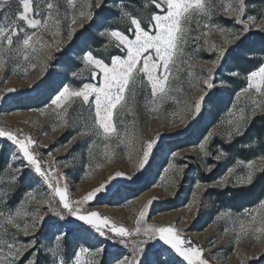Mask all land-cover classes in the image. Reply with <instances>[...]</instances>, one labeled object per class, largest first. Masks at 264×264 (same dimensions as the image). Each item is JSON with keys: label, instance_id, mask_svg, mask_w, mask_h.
Returning a JSON list of instances; mask_svg holds the SVG:
<instances>
[{"label": "rangeland", "instance_id": "rangeland-1", "mask_svg": "<svg viewBox=\"0 0 264 264\" xmlns=\"http://www.w3.org/2000/svg\"><path fill=\"white\" fill-rule=\"evenodd\" d=\"M146 2L148 0L130 2L104 0V6L115 10V22L111 25L102 22L98 18V10H95L94 20L87 22L85 28L79 29L78 25L84 22L83 18L77 19L76 24H72L70 20L71 15H78L79 8L76 13L71 10L66 12L65 9H68V6L64 0H61V18L64 19L66 15L69 17L63 25L66 41L64 47L59 52L54 46L50 49H42L34 61L37 66L28 68L27 72L15 70L17 63L23 64L22 60L9 63L5 69L0 70V93H4L3 98H0V128L13 131L17 135H20L17 130H22V139L31 137L36 142L30 150L41 161L44 170L51 172L56 177L62 188L67 185V195L72 201L79 200L87 192L98 187L109 175H114L116 171L125 173V176L117 177L111 181L94 199L78 206L84 211H96L102 216L109 217L117 225L132 229L135 227V217L141 207L148 200H152L147 209L146 223L157 225L174 223L185 240H191L194 245L204 250V258L210 264H241V260H244V264H264V251H262L264 238L255 240L245 237L237 241L233 232V221L238 217L250 218L244 213L246 210L248 212L257 210L258 202L264 199V195L254 205L238 210L227 205L222 193L228 188L235 189L240 185L232 179L229 184L220 187L217 181L227 173L228 168L232 167L237 159L241 158L226 153V156L221 160L215 159L220 152H224L223 144L230 143L225 136V133L231 130L226 126V121L231 118L229 110L233 109L235 105L238 112L239 108L248 104V100L244 97H241L238 102L236 99L237 92L247 86V73H239L238 76L230 75L236 71L225 69L226 58L231 50L237 48L251 32L258 30L257 28L252 27L237 44L228 46V51L212 74L215 87L209 90V96L206 97L201 112L194 120L190 119L189 112L183 110V102L195 99L204 90L202 83L198 82L206 77L207 69L212 67L210 62L216 59L217 50L224 48L225 44L224 36L212 29L205 30L208 35L202 36L200 40H190L185 46V59H189L190 62L182 65L184 71L181 73L184 92L174 93L182 103L170 102L159 111L152 112L145 108V97L142 94L135 105L136 114L125 117L126 122H129L130 136L134 133L133 146L125 147L119 145L117 139H112L107 142L112 145L113 155L110 159L103 156H98L95 160L90 158L88 145L97 138H82L80 135L83 130V121L78 119L82 110L79 101L70 109V123L67 127H61L60 121L50 114L48 106L51 99L64 84L80 87L85 82H97L90 79L88 72H84L81 79H74L71 75L84 67L81 57L83 52L90 50L83 37L86 35V28L92 27L97 36L103 40L102 48L94 49V51L96 55L104 56V45L108 43V40L106 37H101L99 32L107 27L119 28L126 32L128 27L126 22L121 21L120 12L115 5L123 3L127 10L142 20L153 12L160 13V10L151 4L145 9ZM78 3H82V0H78ZM0 4L5 5L3 11H0V20L3 19L4 12H11L14 17L18 7L17 0H0ZM246 4L247 11L243 19H247V16L251 15L257 17L256 24H264V0L259 2L246 0ZM212 23L225 28L242 29V25L225 18L223 12L214 16ZM142 26L147 30L146 23ZM74 27L78 28L77 35L72 41H68L66 33ZM192 27L196 28L195 22ZM126 34L132 35L131 33ZM38 35H41L43 40L48 43L57 38L53 34L43 31ZM196 35H199V30L193 31L192 36ZM205 41L208 43L205 44ZM212 43L216 44V49L211 48ZM49 51L52 52L54 59L47 62V70L41 76L40 61ZM108 55H122V53L112 47L108 50ZM153 55H155L154 52ZM258 59H261V63L254 70L264 64V56H259ZM189 71L193 73L191 81L187 75ZM223 76L230 77L236 82L225 80ZM30 84L31 87H29ZM192 84H197V86L192 87ZM8 88H15L16 91L5 92V89ZM148 99H151L150 95ZM211 102H213L212 105ZM247 111L249 113L256 112V115L264 114L259 113L254 107H248ZM42 112L43 114H41ZM83 112L87 116V106H84ZM172 113L178 114L172 115ZM184 119H189L187 126L183 123ZM118 127L123 132L124 129L119 123ZM210 132L214 135L205 142L204 138ZM157 133L160 135L148 162L143 169L137 172L136 165L139 162V157L142 156L140 145L143 141L156 137ZM240 136H235L233 140ZM70 141L74 142L70 144ZM201 142L206 143L207 149L211 153L210 156L205 157L201 153L199 147ZM99 151L103 152L102 144ZM14 154L21 158L13 160ZM256 159L257 157H253L249 160ZM9 163L12 165L11 168L8 167ZM26 163L22 159L17 145L6 137H0V191L8 193L6 198H0V211L5 215L15 211L29 190L34 191L37 200L32 202L28 210L35 212L39 207V212H36L37 216L44 215L48 211L46 207H41L39 202L41 198L43 200L50 199L51 190L32 167H23ZM170 163L174 164L176 168L165 173V169ZM257 163L260 161L257 160ZM211 165L214 167L208 171L207 169ZM15 169H21V173L15 184H10L9 179ZM180 169H183V174L177 175ZM134 173L135 175H133ZM243 174L245 173L238 170L237 175ZM211 175L215 179L206 181L205 178ZM127 176H133V178L128 180ZM164 176H167L168 179H162ZM172 181H176V183ZM53 183L55 184L56 180ZM170 193H174V195ZM153 197L155 199H152ZM58 201L59 198L56 197L55 206L63 211L62 208H59ZM225 212L230 213L231 219L218 220L217 217ZM32 219L33 217L29 216L18 221L21 224V229L25 222L31 224ZM4 227L8 229L9 238L15 235L20 242L25 244L32 239L36 240L35 247L30 249L23 259L27 260L32 252L36 251L38 264H52L53 258L45 249L53 246L55 235L60 233L64 234L63 255L69 264H71L74 250L82 245L93 249L103 248L104 251L99 257L101 264H116L118 259L132 254L131 244L125 246L118 243L117 240L101 237L94 230L83 225L81 221L76 220L75 217L67 215L64 220H60L52 213H48L40 227L36 228L34 235L31 236H24L21 229H15L12 225L5 224ZM225 229L228 231L226 232ZM236 230L238 231V228ZM29 231L33 230L29 228ZM131 239H143V237L133 236ZM161 245L160 241H152L150 245L145 246L148 249L147 256L142 257L145 264H152V261L157 260V255L154 253L156 249L160 250L159 260L187 264L181 257L170 255L169 251L164 250L167 246L162 248ZM246 256L251 259H246Z\"/></svg>", "mask_w": 264, "mask_h": 264}, {"label": "snow or ice", "instance_id": "snow-or-ice-1", "mask_svg": "<svg viewBox=\"0 0 264 264\" xmlns=\"http://www.w3.org/2000/svg\"><path fill=\"white\" fill-rule=\"evenodd\" d=\"M64 3L68 6V9H65L66 12L71 10L76 13L79 8L78 15L73 14L70 17L72 24H76L77 19L83 18L84 22L78 25L79 29L85 28L87 22L94 20L95 10L104 7V0H82V3H78V0H64ZM149 4L159 9L160 13L153 12L144 20L127 10L123 3L115 5L120 12L121 21L128 25L126 32L119 28H104L99 32V35L108 40V43L104 45L105 55L98 56L91 49L83 52L81 60L84 67L78 72L71 73L74 79H81L83 73L88 72L90 79L97 82H85L80 87L64 84L48 106L50 114L60 121V126L67 127L70 123V109L76 105L77 101L80 102L82 110L78 119L83 121V130L80 135L82 138H97L88 145L89 156L92 160L97 159L98 156L111 158L113 155L112 145L107 142L112 139H117L119 145L129 148L133 146L134 133L130 136L129 122H126L125 117L136 114L135 105L142 94L145 97V108L152 112L159 111L170 102L182 103L174 93L184 92L181 73L184 71L182 65L190 62L189 59H185V46L190 40L198 41L202 36L208 35L205 30L212 29L224 36L225 44L224 48L217 50L216 59L210 62L212 67L207 69L206 77L198 82L202 83L204 90L195 99L183 102V110L189 112L190 119L194 120L201 112L202 105L206 97L209 96V90L215 87L212 74L228 51V46L237 44L252 27L264 31V24H256L257 17L249 15L247 19H243L247 11L246 0H148L144 4V8L147 9ZM17 5L14 17L11 12H4L3 19L0 20V70L5 69L9 63L22 60L23 64L17 63L15 70L27 72L28 68L37 66L34 61L42 49H50L54 46L59 52L64 47L66 41L63 25L69 17L66 15L64 19L61 18V0H17ZM4 7V4H0V11H3ZM220 12H223L225 18L242 25V29L225 28L212 23L213 17ZM193 22L196 25L195 29L192 27ZM145 23L148 26L147 30L142 26ZM78 28H70L67 31L68 41L74 39ZM196 30H199V35L193 37L192 33ZM41 31L51 33L57 38L48 43L43 40L41 35H38ZM126 33L132 35L129 36ZM207 43L208 41H205V44ZM112 47L118 49L122 55L109 56L108 50ZM211 48L216 49V44L212 43ZM52 59L54 56L49 51L40 61L41 76L47 70V62ZM109 60L110 62H108ZM187 75L191 81L193 73L189 71ZM230 75L238 76L239 72H232ZM246 79L247 86L237 92L236 99L238 102L241 97H244L248 100V104L239 108L238 112L235 105L233 109L229 110L231 118L226 121V126L231 130L225 133L229 142L235 136L243 135L250 121L257 114L256 112L249 113L248 107H254L259 113H264V64L247 73ZM31 86L30 84L29 87ZM191 86L196 87L197 84ZM14 91H16L15 88L5 89V92ZM3 95L4 93H0V98H3ZM149 95L151 99H148ZM84 106H87L88 109L87 116L83 112ZM177 114L172 113V115ZM118 123L123 127V132L118 127ZM183 123L187 126L189 119H184ZM17 132L20 135L0 128V137H6L18 146L22 159L27 162L23 167H32L51 190V195L48 200L40 199V206L46 207L48 210L44 215H36V212L40 210L39 207L35 212L28 210L32 202L37 200L33 190L25 193V198L21 200L14 212L5 215L0 211V264H38L36 251L32 252L27 260L23 259L25 254L35 247L36 240L32 239L25 244L20 242L15 235L9 238L8 229L4 225H12L15 229H21V224L18 221L31 216L33 217L31 224L25 222L21 229L24 236H31L34 235L35 229L40 227L48 213H52L60 220H64L66 215L75 217L76 220L81 221L83 225L88 226L101 237L117 240L118 243L125 246L131 244V256L118 259L116 264H145V260L142 259L148 254V249L145 246L150 245L152 241L162 242V248L167 246L164 248L165 251H169L170 255L181 257L187 264H210L204 258V250L194 245L191 240H185L174 223L166 225L146 223L147 209L152 200H148L141 207L135 217V227L132 229L117 225L109 217L102 216L96 211H84L78 207L94 199L111 181L117 177L125 176V173L116 171L114 175H109L98 187L87 192L79 200L72 201L67 195V185L62 188L56 177L51 172L44 170L41 161L30 150L36 142L31 137L22 139V130H17ZM159 135L157 133L156 137L145 140L140 145L142 156L139 157V162L136 165L137 172L143 169L148 162ZM212 135L214 133L210 132L204 138L205 142ZM98 140L100 142H97ZM205 142H201L199 147L201 153L208 157L211 153ZM101 144L103 152L99 151ZM225 156L226 153L220 152L215 159L219 161ZM19 158L21 157L13 155V160ZM257 160L260 163H257ZM11 166L9 163L8 167L11 168ZM213 167L214 165H211L207 170L211 171ZM175 168L176 166L170 163L165 169V173H169ZM238 170L245 174L237 175ZM20 173L21 169H15L10 176L9 183L15 184ZM258 173H264V155L257 157L256 160L237 159L234 165L228 168L227 173L219 178L217 184L224 187L234 179L240 186L251 185ZM182 174L183 169H180L177 175ZM126 178L131 180L133 176ZM162 179L167 180L168 177L164 176ZM54 180H56L55 184ZM172 182L176 183V181ZM197 186L199 187V183ZM170 194L174 195V193ZM7 195V192L0 191V198H6ZM56 197L59 198V208H62L63 211L55 206ZM244 215L250 218L238 217L233 221L236 240L239 241L245 237L255 240L264 238V199L259 200L257 210L251 212L246 210ZM226 218L231 219L230 213H221L217 217L218 220ZM29 228L33 231L30 232ZM225 231L227 232L228 229ZM133 236H142L143 239L133 240L131 239ZM63 240V233L55 235L53 246L45 249L53 258L52 264H69L63 255ZM103 251V248L93 249L82 245L74 250L71 264H101L99 257ZM159 251V249L154 250L157 260L152 261V264H175L174 261L159 260ZM245 258L251 259L247 256ZM241 264H244V260H241Z\"/></svg>", "mask_w": 264, "mask_h": 264}, {"label": "trees", "instance_id": "trees-1", "mask_svg": "<svg viewBox=\"0 0 264 264\" xmlns=\"http://www.w3.org/2000/svg\"><path fill=\"white\" fill-rule=\"evenodd\" d=\"M111 2H127L134 0H110ZM259 2L261 0H254ZM115 10L104 6L97 11L99 20L108 24L115 22ZM84 42L91 49H101L102 39L97 36L92 27L86 28ZM99 54V53H98ZM259 56H264V31L255 30L243 40L237 48L231 50L226 58L225 69L235 70L241 74L253 71L260 63ZM225 80L236 82V80L223 76ZM213 102H211V105ZM222 149L229 155L249 160L253 157L264 155V114H258L250 121L249 126L243 135L230 143H224ZM206 181L214 180L211 175L205 178ZM264 195V173H258L251 185L228 188L222 193L227 205L234 209L254 205ZM264 263V262H263Z\"/></svg>", "mask_w": 264, "mask_h": 264}]
</instances>
